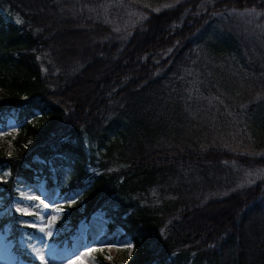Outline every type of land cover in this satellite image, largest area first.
Wrapping results in <instances>:
<instances>
[{
	"label": "trees",
	"instance_id": "1",
	"mask_svg": "<svg viewBox=\"0 0 264 264\" xmlns=\"http://www.w3.org/2000/svg\"><path fill=\"white\" fill-rule=\"evenodd\" d=\"M0 235L50 188L58 244L91 221L124 262L264 264V0H0Z\"/></svg>",
	"mask_w": 264,
	"mask_h": 264
},
{
	"label": "rangeland",
	"instance_id": "2",
	"mask_svg": "<svg viewBox=\"0 0 264 264\" xmlns=\"http://www.w3.org/2000/svg\"><path fill=\"white\" fill-rule=\"evenodd\" d=\"M5 131L0 130V143L8 147L9 140L4 136ZM16 195L13 197L11 205L16 208L25 209L35 215H27L25 218L29 225H33L39 231V227H44L45 231L40 232V238L34 241L28 247V254L34 260H39L36 253L45 256L46 264H71L77 257H81L82 264H98L97 258L100 257L104 262L110 263L124 262L129 256L128 241L125 239L120 244H116L115 234L113 232L105 234L101 224L91 221V240L84 241V237L76 236L70 246L65 243L58 244L53 237L58 236L63 228L59 226V222H65L61 212L66 211L60 206L61 199L55 194V190L50 188L48 191L43 190L39 186L32 183H18L15 186ZM25 197H32L28 199ZM43 200L44 205H40L37 209L33 207ZM38 217L43 218V224L40 223ZM51 224V228L48 225ZM51 231V236L47 232ZM87 253V255H82ZM11 251L9 246H4L0 235V264H10Z\"/></svg>",
	"mask_w": 264,
	"mask_h": 264
},
{
	"label": "snow or ice",
	"instance_id": "3",
	"mask_svg": "<svg viewBox=\"0 0 264 264\" xmlns=\"http://www.w3.org/2000/svg\"><path fill=\"white\" fill-rule=\"evenodd\" d=\"M25 198H28V199H32V197H25ZM40 205H44L45 208H47V205L44 204L43 200H41L39 202V204L37 205H34L33 207L35 208H39ZM16 211L21 213L22 215H35V213H31V212H28L26 211L25 209H22V208H16ZM38 219L40 220V223L43 224V218L42 217H38ZM49 228H51V224L48 225ZM39 231L40 232H44L45 231V228L44 227H39ZM53 233L51 231H48L47 232V235L48 236H51ZM131 243L128 242V248H129V255H131ZM82 255H87V253H83ZM36 256H38L39 260H40V264H46V260H45V256L44 255H41L40 253H36ZM71 264H82V260H81V257H77V259L75 261H72Z\"/></svg>",
	"mask_w": 264,
	"mask_h": 264
}]
</instances>
